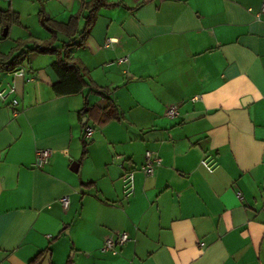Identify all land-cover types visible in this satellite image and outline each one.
I'll list each match as a JSON object with an SVG mask.
<instances>
[{"label":"crops","instance_id":"1","mask_svg":"<svg viewBox=\"0 0 264 264\" xmlns=\"http://www.w3.org/2000/svg\"><path fill=\"white\" fill-rule=\"evenodd\" d=\"M89 1L0 0L18 15L0 25V56L50 38L40 11L82 29ZM105 1L68 54L101 93H53L64 51L29 52L25 77L0 71L15 89L0 100V264L38 253L34 264H264L262 0ZM110 103L119 119L86 112ZM43 148L52 154L34 166ZM147 151L160 158L152 175L140 171ZM116 232L129 237L118 253L101 251Z\"/></svg>","mask_w":264,"mask_h":264},{"label":"trees","instance_id":"2","mask_svg":"<svg viewBox=\"0 0 264 264\" xmlns=\"http://www.w3.org/2000/svg\"><path fill=\"white\" fill-rule=\"evenodd\" d=\"M107 5L105 0H90L85 4L87 15L85 16V24L82 29L78 28L77 18L71 17L66 23L52 20L42 11L39 12V20L41 25L50 33V38L44 41L40 47L34 45L27 48L21 40L13 47L7 56H0V71L14 70L27 56L29 52L36 51L38 53H57L64 51L63 56H59L51 63V69L57 76V81L52 84V90L55 95H70L80 93L85 87H89V91L101 93V88L91 84L85 79V74L81 72L76 62L69 58V51L72 46H81L93 24L96 12L100 6ZM18 22V15L9 10L0 11V25L3 27L10 26L12 23ZM64 36L67 41H62L61 47L53 46L58 36ZM2 37H0L1 39ZM85 112V111H84ZM97 115L96 123L101 125L112 119H119L120 112L113 103L100 107L98 105L90 106L86 111ZM85 142H83L84 155ZM38 253L28 264H34L39 257Z\"/></svg>","mask_w":264,"mask_h":264},{"label":"built area","instance_id":"3","mask_svg":"<svg viewBox=\"0 0 264 264\" xmlns=\"http://www.w3.org/2000/svg\"><path fill=\"white\" fill-rule=\"evenodd\" d=\"M257 19L264 20V0L261 2L260 10L256 14ZM1 28H0V37H1ZM109 41H106L105 45H108ZM126 57L118 59V62H125ZM13 76L17 77H25V70L22 67L15 68L14 70L9 71ZM33 77H28L27 80H32ZM14 86L11 84H7L6 87H0V100L6 101V99L14 92ZM10 105L15 108L18 105V100L16 98H12L10 100ZM14 114L17 113V110L14 109ZM168 116L174 117L177 115V108L175 105L170 106L167 109ZM92 133L91 128H87L85 132V136L89 137ZM35 162L34 166L40 167L47 163L48 159L50 158L52 151L51 149H38L35 153ZM160 158L157 154L147 151L145 154V163L140 167V171L144 175H152L154 173L155 168L159 165ZM201 165L209 172L213 170V166L210 161L205 158L200 161ZM134 171H126L122 176L123 187H124V194L126 196L132 194L134 192ZM61 205L63 207H67L68 205V198L62 197L60 199ZM128 235L125 232H116L109 236L102 244L101 251H108L112 254H117L119 248L125 244L128 240ZM203 246V243H200Z\"/></svg>","mask_w":264,"mask_h":264},{"label":"water","instance_id":"4","mask_svg":"<svg viewBox=\"0 0 264 264\" xmlns=\"http://www.w3.org/2000/svg\"><path fill=\"white\" fill-rule=\"evenodd\" d=\"M7 33V28H4L3 32H2V37H5Z\"/></svg>","mask_w":264,"mask_h":264}]
</instances>
